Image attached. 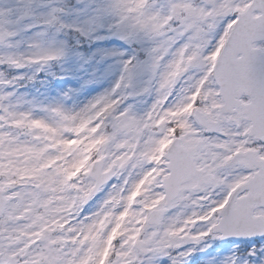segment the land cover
I'll list each match as a JSON object with an SVG mask.
<instances>
[{
	"label": "snow or ice",
	"instance_id": "obj_1",
	"mask_svg": "<svg viewBox=\"0 0 264 264\" xmlns=\"http://www.w3.org/2000/svg\"><path fill=\"white\" fill-rule=\"evenodd\" d=\"M0 264H264V0H0Z\"/></svg>",
	"mask_w": 264,
	"mask_h": 264
}]
</instances>
